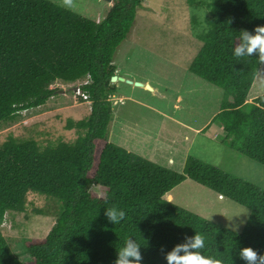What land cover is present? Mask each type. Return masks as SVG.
I'll return each instance as SVG.
<instances>
[{
    "label": "trees",
    "instance_id": "trees-1",
    "mask_svg": "<svg viewBox=\"0 0 264 264\" xmlns=\"http://www.w3.org/2000/svg\"><path fill=\"white\" fill-rule=\"evenodd\" d=\"M143 2L111 0L95 21L47 0H0V123L44 104L59 91L49 88L56 80L87 76L90 102L86 117L66 120L72 141L7 136L0 144V221L24 212L28 191L56 203L46 235L23 240L26 261L0 232V264H264L261 189L190 156L176 172L107 140L112 56ZM205 6L207 29L195 34L200 46L187 70L223 91L214 120L226 146L264 166V93L243 109L264 60V0ZM185 178L248 209L242 230L167 201Z\"/></svg>",
    "mask_w": 264,
    "mask_h": 264
},
{
    "label": "rangeland",
    "instance_id": "rangeland-1",
    "mask_svg": "<svg viewBox=\"0 0 264 264\" xmlns=\"http://www.w3.org/2000/svg\"><path fill=\"white\" fill-rule=\"evenodd\" d=\"M47 1L95 21L105 16L111 4L104 0ZM208 2L202 0L201 6H195L185 0H144L136 9L131 28L112 56V64L119 69L114 75L147 81L152 90L133 84L138 81H110L115 87L114 99L116 102L118 97L121 99L116 104L110 103L107 140L122 144L125 150L130 146V152L135 154L132 148L162 155L161 160L169 155L173 165L163 167L176 172L182 171L185 159L190 156L264 192V166L229 149L223 142L220 124L214 120L223 91L187 70L200 46L195 34L207 29ZM263 69L264 62L256 71L249 95L259 85L264 86ZM85 79L71 83L54 81L50 87L59 91L47 99L50 105L46 100L38 107L21 111L13 121L0 123V144L7 136L31 138L39 145L57 139L72 141L76 134L65 128L66 120L82 119L90 110V102L72 97L73 86ZM250 103L246 101L243 109ZM121 124L127 129L122 130ZM200 127L204 131H194ZM133 143L139 146L131 147ZM91 190L102 195L97 186ZM168 195L164 196L167 201L234 232L242 230L249 215L248 209L218 197L188 178L174 186ZM54 207L56 203L44 195L28 191L24 212L4 213L0 232L20 260H27L23 240L43 238L49 231L54 222ZM36 210L46 214H36Z\"/></svg>",
    "mask_w": 264,
    "mask_h": 264
},
{
    "label": "crops",
    "instance_id": "crops-1",
    "mask_svg": "<svg viewBox=\"0 0 264 264\" xmlns=\"http://www.w3.org/2000/svg\"><path fill=\"white\" fill-rule=\"evenodd\" d=\"M264 62V61H263ZM262 62V63H263ZM262 65V64H261ZM260 65V66H261ZM114 66V65H113ZM259 66V67H260ZM114 68H115V74H117V73H119V69L117 68V67H115L114 66ZM264 70V69H263ZM120 76V75H119ZM122 78H124V79H128V80H130V81H132V82H134V81H138V80H135V79H133V78H125L124 76H121ZM255 78V77H254ZM264 80V79H263ZM254 81V80H253ZM138 82H140V83H142V84H147V85H149V83L147 82V81H138ZM252 85H253V82H252V84H251V86H250V88H249V90H248V92H247V97H246V101H250L251 102V99L252 98H255V97H257L258 95H261V94H263L264 93V86H258V87H256L252 92H253V94L252 95H249V91L251 90V88H252ZM142 88H144L143 86H141ZM114 93H115V91L111 94V96H110V98H109V100H111L110 101V103H113V104H116L120 99H121V96L120 97H118V99H117V102H116V100L114 99V98H116V96L114 95ZM46 103H48V105H50L51 104V102L49 101V100H47V102ZM53 105V104H52ZM111 107V106H110ZM157 112H159V111H157ZM175 121H177L178 122V120H175ZM120 128L122 129V130H124V129H127V126L124 124H121L120 125ZM220 128V127H219ZM221 129V128H220ZM222 130V129H221ZM195 132L196 131H204L203 130V128H197V129H195L194 130ZM157 135H159V133H157ZM148 138H150L149 136H147ZM114 144V143H113ZM116 145V144H115ZM121 146H122V144H120ZM120 145H117V146H120ZM120 146V147H121ZM136 146H139L138 144H135V143H133V144H131V147H136ZM123 147V146H122ZM132 149H134V151H136L137 153V155H139V156H141V157H144V158H146V159H148V160H150L151 162H153V163H156V164H159V163H161V164H159V165H161V166H166V167H169V166H171V165H173V159L171 158V156H165V157H163V159L164 160H161L160 159V156H162V155H155V154H153V153H151V151H147V152H142L141 150H138V148L136 149V148H132ZM127 151H132L131 150V148H130V146H128L127 147V149H126ZM141 151V152H140ZM133 153V152H132ZM164 156V155H163ZM166 196H168L169 197V195H166Z\"/></svg>",
    "mask_w": 264,
    "mask_h": 264
},
{
    "label": "built area",
    "instance_id": "built-area-1",
    "mask_svg": "<svg viewBox=\"0 0 264 264\" xmlns=\"http://www.w3.org/2000/svg\"><path fill=\"white\" fill-rule=\"evenodd\" d=\"M86 83H87V76H86L85 80H83L82 82L77 83L76 85L73 86V88H72V97H73V99H80V100H82L85 103L89 102L87 93L85 91H83L82 88H81ZM50 86H49V88L54 89L53 87H50Z\"/></svg>",
    "mask_w": 264,
    "mask_h": 264
},
{
    "label": "water",
    "instance_id": "water-1",
    "mask_svg": "<svg viewBox=\"0 0 264 264\" xmlns=\"http://www.w3.org/2000/svg\"><path fill=\"white\" fill-rule=\"evenodd\" d=\"M104 1H106L107 3H111V0H104ZM115 80H121V81H125L127 83H131V81L128 80V79H123L122 77H118V76H115V75L111 76L110 81L112 82V81H115ZM133 84L136 85V86H143L147 90H152V88L149 85H147V84H142L140 82H134Z\"/></svg>",
    "mask_w": 264,
    "mask_h": 264
}]
</instances>
